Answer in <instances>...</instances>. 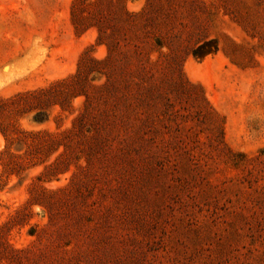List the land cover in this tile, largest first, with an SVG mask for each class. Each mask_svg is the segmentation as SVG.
Wrapping results in <instances>:
<instances>
[{"label": "rangeland", "instance_id": "1", "mask_svg": "<svg viewBox=\"0 0 264 264\" xmlns=\"http://www.w3.org/2000/svg\"><path fill=\"white\" fill-rule=\"evenodd\" d=\"M149 1L157 0H126L125 8L137 14ZM201 1L206 36L219 50L202 60L185 55L182 75L221 120L223 144L212 151L218 134L187 120L201 150L174 166V133L159 122L162 97L172 95L155 40L146 53L159 100L149 120L102 132L94 111L73 130L82 91L100 104L105 88L104 75L79 71L85 54L95 61L107 55L98 30L75 29L74 0H0V99L73 88L46 102L43 115L23 107L13 117L22 130L57 142L44 164L24 162V171L6 173L0 167V264H10L11 251L29 249L25 264H264V18L254 36L226 0ZM249 1L264 16V0ZM46 114V122H34ZM5 145L0 134V152ZM26 150L11 147L15 155ZM192 168L195 180H185Z\"/></svg>", "mask_w": 264, "mask_h": 264}, {"label": "trees", "instance_id": "2", "mask_svg": "<svg viewBox=\"0 0 264 264\" xmlns=\"http://www.w3.org/2000/svg\"><path fill=\"white\" fill-rule=\"evenodd\" d=\"M86 1L74 0L72 6L74 27L77 31L80 29L81 33L88 26L95 27L98 30V41L107 48V55L104 60L95 61L85 54L79 71H96L104 75L106 84L98 99L101 100L100 104L93 97L88 96L87 91H82L86 99L84 109L72 129L79 130L81 123L88 120L91 112L94 111L99 113L102 132L121 128L136 117L149 120L150 106L154 100H159V90L153 85L154 74L146 53L151 40H155L154 48H158L161 54L160 57L163 60L161 64L165 66L164 75L167 77L170 95H172L171 100L166 96L162 97L166 103L159 114V122L163 124V128H170L174 133V150L178 157L174 166L181 165L184 160L190 163L195 156L191 151L201 150L199 140H195L197 135L191 132V127L187 128V120L211 126L218 135L213 141L214 144L208 147L214 152H221L222 122L207 103L202 91L185 81L181 68L185 55L202 60L219 50L218 42L206 36L203 16L207 11L202 1H149L137 14L125 8L126 0H93L94 2L87 4ZM92 3L95 7L88 8L87 6ZM226 5L227 11L236 22L252 35H259L256 29L258 22L264 16L259 15L257 3H251L249 0H226ZM253 19L257 21L254 23ZM162 50L166 52L163 53ZM72 90L73 88L65 91L56 90V85H52L38 91L0 99V134L6 142L4 149L0 152V167L3 173L13 172L15 168L24 171V162L30 163L31 166L44 164L46 159L41 160V158L49 147L57 142L49 135L22 130L18 121H13V117L23 107H27L30 111H37V115H43L46 102ZM47 119L48 114L41 119H34V122L41 124ZM15 143L27 148L23 156L11 152V147ZM191 144L194 146L191 147ZM56 150L55 147L53 151ZM64 156L61 155V159H57L56 163L46 165L44 172L58 166L62 157H66ZM233 164L238 165V162L233 160ZM184 175L185 180L190 181H194L196 177L193 168ZM11 253L10 264H25L30 260V249L14 250ZM44 262L43 264H53L52 260Z\"/></svg>", "mask_w": 264, "mask_h": 264}, {"label": "bare ground", "instance_id": "3", "mask_svg": "<svg viewBox=\"0 0 264 264\" xmlns=\"http://www.w3.org/2000/svg\"><path fill=\"white\" fill-rule=\"evenodd\" d=\"M5 33V32H4Z\"/></svg>", "mask_w": 264, "mask_h": 264}]
</instances>
